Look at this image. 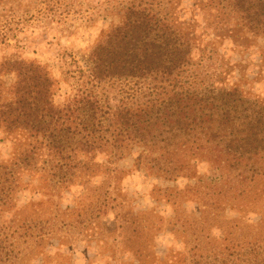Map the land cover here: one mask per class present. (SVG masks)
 Returning a JSON list of instances; mask_svg holds the SVG:
<instances>
[{"label":"trees","instance_id":"trees-1","mask_svg":"<svg viewBox=\"0 0 264 264\" xmlns=\"http://www.w3.org/2000/svg\"><path fill=\"white\" fill-rule=\"evenodd\" d=\"M200 1L210 13L223 10L245 32L264 36V0ZM155 2L121 7L119 22L102 33L89 53L86 73L80 71L93 88L111 80L131 82V104L112 107L96 93L79 91L56 105L58 82L48 71L17 63L28 85L15 92L14 101L0 105V125L28 134L29 140L0 163V215L12 212L14 217L0 224V264L17 258V240L34 231L43 236L53 226L42 217L17 219L21 212L13 211V197L23 177L41 180L51 193L83 187L133 147L140 148L135 166L147 176L173 183L197 178L198 188L185 190L186 199L250 212L262 199L264 100L237 87H193L185 77L193 58L191 35L156 10ZM227 31L232 38V30ZM5 66L14 68L9 63L0 68ZM203 163L212 178L198 175ZM159 192L172 204L183 194L169 188ZM172 264H264V236L204 251L196 245Z\"/></svg>","mask_w":264,"mask_h":264},{"label":"rangeland","instance_id":"rangeland-1","mask_svg":"<svg viewBox=\"0 0 264 264\" xmlns=\"http://www.w3.org/2000/svg\"><path fill=\"white\" fill-rule=\"evenodd\" d=\"M139 1L147 2L0 0V66L14 64L0 68V105L14 101L15 92L28 85L20 61L40 65L58 82L56 105L79 91L96 93L104 105L131 104V82L111 80L93 88L86 86L80 71L86 73L89 53L102 33L119 22L121 7ZM155 3L156 10L191 35L193 58L185 77L193 87H237L246 96L264 100V36L245 32L231 18L228 23L223 10L210 13L200 0ZM28 140V134L0 125V163L8 162L14 148ZM139 151L133 147L83 187L51 193L41 180L23 177L27 188L20 182L13 197V211L21 212L17 219L42 217L53 226L43 236L34 231L17 240V258L7 264H172L196 245L204 251L264 236V181L258 187L263 197L252 212L213 209L186 199L185 190L198 188L197 178L173 183L147 176L135 166ZM197 171L204 180L213 177L204 163ZM167 188L183 193L176 204L159 192ZM13 218L12 212H5L0 224Z\"/></svg>","mask_w":264,"mask_h":264}]
</instances>
